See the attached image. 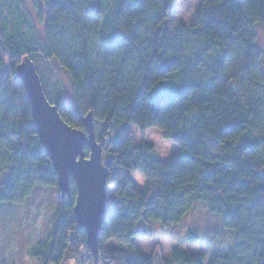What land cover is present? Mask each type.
Returning a JSON list of instances; mask_svg holds the SVG:
<instances>
[{
    "label": "trees",
    "instance_id": "16d2710c",
    "mask_svg": "<svg viewBox=\"0 0 264 264\" xmlns=\"http://www.w3.org/2000/svg\"><path fill=\"white\" fill-rule=\"evenodd\" d=\"M174 2L33 0L41 39L20 0H0V203L57 188L16 72L25 57L36 70L39 61H55L72 100L63 103L49 86L45 97L81 132L92 115L107 172L96 264H154L137 244L149 236L139 226L175 225L198 203L233 233L231 248L211 264H264V60L257 46L264 0H199L196 21L171 28ZM153 116L178 142L170 160L136 142L132 129L143 137ZM134 175L144 178L142 190ZM69 191L57 196L45 238L28 250L38 264H85L84 257L95 264L77 229L72 180ZM188 234L196 242L197 231ZM171 253L163 264H204V254Z\"/></svg>",
    "mask_w": 264,
    "mask_h": 264
},
{
    "label": "rangeland",
    "instance_id": "374dc122",
    "mask_svg": "<svg viewBox=\"0 0 264 264\" xmlns=\"http://www.w3.org/2000/svg\"><path fill=\"white\" fill-rule=\"evenodd\" d=\"M20 2L36 26L37 37L43 39V26L35 15L33 0ZM198 7L199 0H175L169 19L170 27L179 22L190 26L196 21ZM257 38V46L264 60V29L261 27L258 28ZM37 70L44 81L45 91L46 86L52 91L59 89L62 92L61 101L71 103V82L55 61H49L47 64L39 61ZM151 121L143 137L140 130L132 129L136 142L140 143L143 140L145 143L153 144L156 156L162 161L172 159L179 150L178 142L169 137L167 126L156 121L154 116ZM12 144L15 146L16 141L12 140ZM135 181L137 188L142 190L145 183L143 177L135 175ZM58 195H60L58 188L42 187L36 190L30 199L20 204L0 203V264H38L29 257L28 250L35 242L43 240L48 233L49 218L56 208ZM223 224V217L209 213L204 204L198 203L175 225L166 228L157 222L140 225V231L147 232L149 236L138 240L137 244L141 253L153 256L154 264L169 263L173 249L204 254V264H211L214 256L222 255L232 246L233 233ZM191 229L197 231L196 242L188 241ZM63 264H76V261L70 259Z\"/></svg>",
    "mask_w": 264,
    "mask_h": 264
},
{
    "label": "water",
    "instance_id": "95a60500",
    "mask_svg": "<svg viewBox=\"0 0 264 264\" xmlns=\"http://www.w3.org/2000/svg\"><path fill=\"white\" fill-rule=\"evenodd\" d=\"M23 60L16 72L30 104L39 142L50 159L61 199L69 196L70 181H73L77 191L73 208L77 229L84 231L85 244L96 264L105 217L107 172L102 166L101 147L96 142L92 115L89 113L82 120L84 132L67 125L57 107L48 103L33 61L28 57ZM85 148L88 149L87 156Z\"/></svg>",
    "mask_w": 264,
    "mask_h": 264
},
{
    "label": "built area",
    "instance_id": "2783aa9c",
    "mask_svg": "<svg viewBox=\"0 0 264 264\" xmlns=\"http://www.w3.org/2000/svg\"><path fill=\"white\" fill-rule=\"evenodd\" d=\"M83 261L85 262V264H88V263L86 262V258H85V257L83 258Z\"/></svg>",
    "mask_w": 264,
    "mask_h": 264
},
{
    "label": "crops",
    "instance_id": "0c3cea01",
    "mask_svg": "<svg viewBox=\"0 0 264 264\" xmlns=\"http://www.w3.org/2000/svg\"><path fill=\"white\" fill-rule=\"evenodd\" d=\"M134 177H135V175H134ZM144 179V178H143ZM144 182H145V180H144Z\"/></svg>",
    "mask_w": 264,
    "mask_h": 264
}]
</instances>
